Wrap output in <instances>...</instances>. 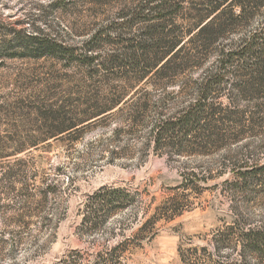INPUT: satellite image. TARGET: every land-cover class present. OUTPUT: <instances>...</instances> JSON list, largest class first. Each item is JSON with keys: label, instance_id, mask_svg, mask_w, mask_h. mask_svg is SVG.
Masks as SVG:
<instances>
[{"label": "rangeland", "instance_id": "374dc122", "mask_svg": "<svg viewBox=\"0 0 264 264\" xmlns=\"http://www.w3.org/2000/svg\"><path fill=\"white\" fill-rule=\"evenodd\" d=\"M175 1L176 16L159 26L187 41L193 9L207 1ZM255 1L196 60L188 87L220 50L264 35V0ZM141 3L0 0V264H264V94L236 93L261 80L229 68L208 111L238 113L234 121L188 152L157 150L156 123L197 97L181 79L161 87L105 71V57L122 49L110 27L150 16ZM32 36L65 50L36 58ZM84 55L99 60L88 66ZM136 104L147 107L136 114Z\"/></svg>", "mask_w": 264, "mask_h": 264}, {"label": "trees", "instance_id": "16d2710c", "mask_svg": "<svg viewBox=\"0 0 264 264\" xmlns=\"http://www.w3.org/2000/svg\"><path fill=\"white\" fill-rule=\"evenodd\" d=\"M207 6L202 10L193 9V22L190 24L189 40L176 35L175 31H166L159 26L162 22L172 20L178 10L180 3L175 0H142L140 13L148 11L150 16L139 14L128 24L115 25L110 27L111 31L119 36L118 46H121V53L111 54L105 57V71L115 75V71L120 72V79L125 83L142 82L146 79L155 82L156 86H167L181 79L185 88L193 91L197 97L196 101L185 109L172 116L161 119L156 123L152 131L156 149H174L180 152H188L189 146L200 145L199 142L209 143L213 138H217L218 130L234 121L238 113H228L225 117H216L208 111L209 100L214 95L220 93L221 85L229 68L239 70L244 76L255 75L254 80L260 79L261 83L254 86L249 82H244L236 90L237 96L249 98L264 94V35L257 37L254 35L249 39H243L236 49H229L228 52L220 50L216 62L205 69L194 84L188 87L185 76L192 69L199 66V60L210 53V49L218 43L219 34L227 29L235 27L239 22L245 20L250 15V8L256 4L255 0H206ZM238 8L239 16L224 13L227 7ZM223 13V14H222ZM139 26V30H135ZM141 26V27H140ZM125 32H138L129 38H123ZM193 33H195L193 35ZM100 35V34H99ZM98 36L92 37L83 49L90 52L96 47L92 43L96 42ZM110 35V30H105V41ZM190 35H193L192 37ZM109 39V38H108ZM30 46L35 50V57L40 58L41 50L45 48L43 54L56 56L64 48L60 45L44 40L38 36H32ZM111 43V42H110ZM125 45L123 46V44ZM196 43V44H195ZM113 44V42L111 43ZM188 45H193L194 49L188 50ZM65 50V49H64ZM71 56H75V48L66 49ZM94 52V51H93ZM194 52V53H193ZM88 66H92L99 56H82ZM240 75V76H241ZM152 77V78H150ZM111 103L105 105V112L111 110ZM135 113L140 109H145L147 105L136 104ZM258 110L264 111V104ZM133 116V123L137 124L139 118ZM209 134H206L208 133ZM206 134V135H205ZM208 136L207 139H205ZM204 138V139H203ZM192 141L196 142L193 143ZM238 142V141H235ZM264 178V167L261 172Z\"/></svg>", "mask_w": 264, "mask_h": 264}]
</instances>
